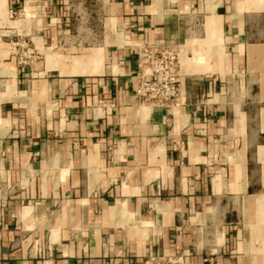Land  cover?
Returning <instances> with one entry per match:
<instances>
[{"label": "crops", "instance_id": "crops-1", "mask_svg": "<svg viewBox=\"0 0 264 264\" xmlns=\"http://www.w3.org/2000/svg\"><path fill=\"white\" fill-rule=\"evenodd\" d=\"M151 48L178 106L134 93ZM170 254L264 264V0H0V264Z\"/></svg>", "mask_w": 264, "mask_h": 264}, {"label": "built area", "instance_id": "built-area-1", "mask_svg": "<svg viewBox=\"0 0 264 264\" xmlns=\"http://www.w3.org/2000/svg\"><path fill=\"white\" fill-rule=\"evenodd\" d=\"M9 51L23 66L38 58L25 40L10 43ZM138 67L140 79L134 93L142 102L166 108L180 104V60L176 52L161 48L143 49L138 54ZM144 264H184V260L173 254L152 255Z\"/></svg>", "mask_w": 264, "mask_h": 264}, {"label": "rangeland", "instance_id": "rangeland-1", "mask_svg": "<svg viewBox=\"0 0 264 264\" xmlns=\"http://www.w3.org/2000/svg\"><path fill=\"white\" fill-rule=\"evenodd\" d=\"M20 40H24V39H22V38H18V39H15V40H12V41H10L9 42V46H10V43H12V42H17V41H20ZM26 41V40H25ZM9 46H8V51H9ZM34 52H36V51H34ZM9 53H10V51H9ZM37 54V53H36ZM12 57H14L15 59H16V57L17 56H14V55H12V54H10ZM38 57H39V55H38ZM38 59V58H37ZM16 62H17V59H16Z\"/></svg>", "mask_w": 264, "mask_h": 264}]
</instances>
